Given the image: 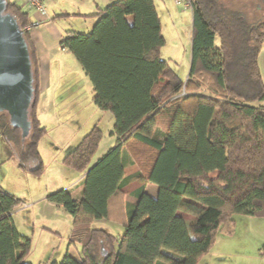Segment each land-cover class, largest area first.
I'll list each match as a JSON object with an SVG mask.
<instances>
[{
    "label": "trees",
    "instance_id": "trees-1",
    "mask_svg": "<svg viewBox=\"0 0 264 264\" xmlns=\"http://www.w3.org/2000/svg\"><path fill=\"white\" fill-rule=\"evenodd\" d=\"M6 1L24 31L28 11ZM94 2L91 30L68 31L60 44L88 77L95 106L112 114L115 141L91 163L102 136L94 126L65 155L66 164L85 171L81 196L61 188L47 199L71 215L68 244L80 248L51 264H196L221 224L237 214L264 216V105L257 104L264 99L258 64L264 17L249 22L221 0H192L183 82L160 56L165 39L155 0ZM24 36L34 72L31 128L23 139L0 112V138L18 166L37 175L45 127L36 111V51L28 31ZM129 164L138 170L126 175ZM132 179L155 184V195L142 185L135 203L124 201L121 189ZM20 203L0 184V264H31L25 261L31 240L13 219ZM102 218L122 222V234L92 225Z\"/></svg>",
    "mask_w": 264,
    "mask_h": 264
},
{
    "label": "rangeland",
    "instance_id": "rangeland-1",
    "mask_svg": "<svg viewBox=\"0 0 264 264\" xmlns=\"http://www.w3.org/2000/svg\"><path fill=\"white\" fill-rule=\"evenodd\" d=\"M15 1L29 12L30 19L32 8L29 2L27 0ZM221 1L242 11L243 16L249 22H257L264 17V0ZM74 2L76 3L77 0H45L43 6L45 12L46 8L51 11L55 6L68 10L67 12H77V10L83 12L84 6L82 5L87 6L85 12H90V10L97 12L94 0H83L78 3V6L72 7ZM106 2V0H98L97 4L105 6ZM155 5L165 39L160 49V56L169 60L171 67L184 82L188 76L191 58V10L174 3L173 0H155ZM58 19L63 22L58 23L60 27L65 25V28L88 32L90 30L88 25L92 21L90 19L95 22L97 17L93 14L82 16L76 13ZM52 56L50 64L41 65L42 83L45 87L49 85L46 93L39 91L36 103L38 119L45 127V133L39 138L37 144L43 169L35 177L29 173L26 174L29 178L23 181L27 183L19 187L22 189L20 192L24 197H20L24 202L15 210L19 212L15 217L18 231L22 236L31 240V247L25 258V261L31 264L60 262L67 250L76 254L77 249L80 248L79 244L76 246L68 244L72 227L71 215L62 206L39 204L38 199H34L35 197L30 195L32 192L28 190L29 185H32L31 182H35L42 189L46 187L48 191L53 190L52 192L61 188H69L76 198L81 196L80 184L85 171L77 170L66 164L65 155L94 126L99 127L102 136L91 163L105 153L114 144L115 139L111 135L114 118L109 111L95 106L92 100L91 83L82 72L75 56L67 50L54 51ZM258 64L264 80V40L260 46ZM1 141L3 140L0 138V144ZM14 158V156L8 157V162L14 163ZM9 167L11 165L7 164L3 170L0 169V177H6V184L12 182ZM147 188L150 191L154 190L152 186ZM187 218L192 217L187 215ZM256 218L260 219L252 221L247 215L237 214L232 217L231 221L221 224L211 247L196 264H264V216ZM105 220L106 222L96 219L92 225L114 234L122 229L118 222Z\"/></svg>",
    "mask_w": 264,
    "mask_h": 264
},
{
    "label": "crops",
    "instance_id": "crops-1",
    "mask_svg": "<svg viewBox=\"0 0 264 264\" xmlns=\"http://www.w3.org/2000/svg\"><path fill=\"white\" fill-rule=\"evenodd\" d=\"M81 1H83V0H77L76 3L74 2L72 7L78 6V3H80ZM106 1H107L106 4H108V3L112 2L113 0H106ZM44 2H45V0H43V5H44ZM97 2H98V0H97ZM82 6H84V8L81 7L83 9V12H78V10H77V12H75V11L74 12H67L68 10L61 9V8H58V6H55L52 8L51 11H48L46 8V12H44V13L38 11L34 7H31L32 8L31 9L32 15L30 18V23H34L35 25L29 29L28 35H29V38L32 41L33 46H34L35 51H36V59H37L38 72H39L38 77H39V91H40V93H46L48 90V85H49V84H47L45 87L42 83L43 82V71L41 69V65L42 64L48 65L52 62V57H53L52 52H54V51L56 52L57 50H61V51L67 50V49L62 48L60 42L68 31L79 32L78 30L65 28V25H62V27L64 26L63 28L60 27L58 25V23L61 21H59L58 18L68 16L69 14H76V13L78 15H82V16H85L88 14L92 15L95 13L94 10H93L94 12H91L92 10H90V12H85V11H87V10H85L87 8V6L86 5H82ZM93 19H95V18H93ZM93 19H90L92 21L88 25V27H89L88 29H90V30L93 26L92 24L95 23V22H93ZM56 23H57V25H56ZM61 23H63V22H61ZM82 32H84V31H82ZM82 72L84 73L83 70H82ZM47 79H48V76H47ZM87 79H88V77H87ZM41 103H42V101H41ZM257 104L264 105V99L261 102H258ZM37 114H39V113L37 112ZM38 117H39V115H38ZM114 141H115V139H114ZM1 144H0V169L3 170V168L7 164L11 165V167H9V168H10V175H11L10 180L12 182L10 184H6L5 181H7V180H6V177L4 176V177H0V184L4 188H6L8 191L12 192L17 197H19L21 199V203H22V202H24V200L22 201L23 198H21V197H24V196H23V193L20 192L22 189H20L19 187L22 186L23 184L27 183V182L23 181V180H28V178H29V177H27L26 174L29 173L33 177H35L36 174H32V173L25 171V170L22 171V169L18 166V162H17L16 158H14L15 159L14 163H9L8 157L11 158V156H10V153L8 151V148L3 141H1ZM16 168H17V170H16ZM137 170H138V168H137L136 164H129L128 166H126L124 171H125L126 175H129V174L135 173ZM11 172H12V174H11ZM84 176H85V174H84ZM31 184L32 185H29L28 190L32 192L33 195L32 194H30V195L35 197L34 199H38L37 201L39 202V204H42L44 206H47V205L53 206L55 204L54 202L47 199V195L52 193L53 190L48 191L46 187L42 189V187L37 185L35 182H31ZM142 185L144 186V189L146 192H148L151 195H155L156 190H157V186L155 184H152L150 182H146L145 180H142V179H132L129 183L124 185L121 189L124 193V201L129 202V203H135L136 198L133 196V192L135 189H137L138 187H140ZM148 186H152V188H154V190L152 189L153 191H150L147 188ZM67 189H69V188H67ZM21 203H20V205H21ZM56 205H58V204H56ZM59 206H61V205H59ZM16 209H14V211H13V219H14L15 225H16L15 217L19 213V212H15ZM180 214L187 220H188L187 215H190L187 213H180ZM190 216L192 217V215H190ZM247 217L252 221L260 219V218H256L255 216H247ZM123 219H124V217H123ZM99 220L106 222V220L104 218L99 219ZM119 224L122 226V229L119 230L117 235H120L123 232L122 222ZM16 227H17V225H16ZM106 231H108V230H106ZM108 232H110V231H108ZM110 233H112V232H110ZM67 253H69L73 256H77V253L76 254L71 253V252H69V250H67Z\"/></svg>",
    "mask_w": 264,
    "mask_h": 264
},
{
    "label": "water",
    "instance_id": "water-1",
    "mask_svg": "<svg viewBox=\"0 0 264 264\" xmlns=\"http://www.w3.org/2000/svg\"><path fill=\"white\" fill-rule=\"evenodd\" d=\"M6 8L7 1L0 0V112L24 139L31 128L34 72L24 31Z\"/></svg>",
    "mask_w": 264,
    "mask_h": 264
},
{
    "label": "built area",
    "instance_id": "built-area-1",
    "mask_svg": "<svg viewBox=\"0 0 264 264\" xmlns=\"http://www.w3.org/2000/svg\"><path fill=\"white\" fill-rule=\"evenodd\" d=\"M31 7H34L40 12H45V7L43 6V0H27ZM192 0H173L174 3L183 5L185 8H191ZM34 23L28 24L24 27V31H29V29L34 26Z\"/></svg>",
    "mask_w": 264,
    "mask_h": 264
}]
</instances>
